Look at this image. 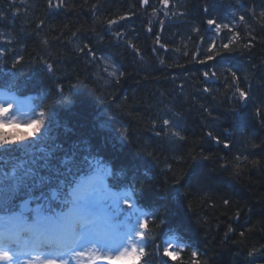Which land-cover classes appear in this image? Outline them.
Masks as SVG:
<instances>
[{
  "label": "trees",
  "instance_id": "1",
  "mask_svg": "<svg viewBox=\"0 0 264 264\" xmlns=\"http://www.w3.org/2000/svg\"><path fill=\"white\" fill-rule=\"evenodd\" d=\"M59 2L52 0L53 5ZM63 4L57 8L49 7V0H0L5 16L0 20V49L5 50L0 79H12L18 69L13 81L18 87H2L50 110L56 124L52 135L78 158L110 166L113 187L127 182L121 175L126 167L127 176L135 174L145 185L140 206L156 216L150 213L154 239H147L148 255L141 264H264V21L259 19L264 0H171L170 18L157 21L151 17L162 6L159 0H149L148 6L139 0ZM124 15L131 18L109 29V19ZM208 19L239 33L230 44L232 52L219 45L233 32L218 35ZM41 20L44 26L37 28ZM213 39L222 55L202 64L200 60L214 55L207 51ZM84 45L95 59L87 49L79 50ZM16 57L23 59L12 69ZM45 62L54 66L53 73L46 71ZM111 65L124 73L118 82L105 71H112ZM229 69L249 93L246 103H237L234 88L227 87L232 83ZM162 119L173 120L178 127L169 128L185 139L170 138L168 129L165 135ZM121 128L128 130L127 142L118 138ZM209 131L230 147L208 137ZM4 167L11 170V164ZM174 177H182L183 187ZM169 235L177 236V260L163 256ZM253 249L259 251L250 257ZM193 251L197 257L191 256Z\"/></svg>",
  "mask_w": 264,
  "mask_h": 264
},
{
  "label": "snow or ice",
  "instance_id": "2",
  "mask_svg": "<svg viewBox=\"0 0 264 264\" xmlns=\"http://www.w3.org/2000/svg\"><path fill=\"white\" fill-rule=\"evenodd\" d=\"M159 2L162 8H154V14L162 11L167 16L172 7L170 0ZM139 3L148 6L149 0H139ZM63 6V0L55 5L49 0V7ZM179 15L183 16V13ZM130 18L124 15L119 19H109L107 25L111 29L112 25ZM3 19L4 14L0 13V20ZM259 19L264 21V10L259 12ZM239 20L245 21V16L241 15ZM44 23L41 20L36 27L41 28ZM207 25L210 28L215 27L218 35L222 30L233 32L231 37H224L228 42L219 45L224 52H232L234 48L230 47V44L239 38V33L234 32L229 24H218L215 19H208ZM148 31H152L151 27ZM115 35L120 39L124 34L116 32ZM43 43L48 42L45 40ZM156 43L164 48L159 37ZM128 46L138 52L131 41H128ZM217 46V40H211L207 51L214 52V55H208L206 60L199 62L203 64L221 56V51H215ZM245 47H251V44H246ZM85 49L95 59V53L88 45L79 50L84 52ZM199 54L197 48L194 55ZM4 55L5 50L0 49V62H3ZM22 59L23 57L14 58L12 69H17ZM160 63L163 64L164 61L161 60ZM111 67L112 71L108 69L105 71L110 77H116L118 82L124 73L115 65ZM45 68L48 73L54 72L52 64L45 62ZM229 71L232 83L227 87L234 88L233 97L237 98V103H246L250 99L249 93L239 87L240 77L237 73L230 69ZM17 74L18 69L10 74L12 79L7 81L0 79V86L18 87L13 83ZM211 75L215 77L216 73L213 72ZM203 76L208 78L209 73L204 72ZM59 90L62 92V87ZM204 91L210 90L205 88ZM61 102L67 103L66 100ZM14 103L18 106L15 111ZM23 103L15 96L7 97L5 103H0V213H3L0 215V264H71L72 261L84 257H87V264H141L148 255L144 242L147 239H154L149 234L148 220L143 219L150 213L140 206V200L144 198L145 185L135 174L127 176L129 169L126 167L121 172L122 177H127V182L121 185L125 190L112 191L104 181V177L108 175L106 168L100 164L93 165L87 157L78 158L75 150L65 149L57 137L52 135L56 124L50 110H41L37 113L32 109V116L24 121L31 131H20L17 116ZM259 114L258 109L257 115ZM170 125L178 127L173 120L162 119L161 131L165 129L171 131ZM153 127H156V121H153ZM117 131L118 138L127 142V128ZM160 134V131L156 132L157 136ZM165 135H168L167 131ZM207 136L218 144L223 142L225 148L230 147L227 141H222L211 131ZM170 138L185 139L180 131H171ZM260 146L253 145L254 148ZM148 155L152 157L153 154ZM199 158L209 159L206 156ZM192 159L196 160L197 157ZM236 159L239 160L240 157ZM244 159L247 160V157ZM258 163L259 161H253V164ZM8 164H11V170L5 171L4 166ZM167 168L171 171V165H167ZM236 170H239V165H236ZM174 179L176 184L183 187L182 177ZM18 197L22 199V203L18 205L20 211L17 212L14 201ZM32 203H35V207L29 208ZM223 203L228 205L230 202L225 199ZM122 205H126L127 208L122 209ZM64 207L68 209L66 213L57 211ZM122 211L126 212L127 222L118 219ZM26 212L35 214V219L31 223L25 216ZM151 215L156 216V213L153 212ZM228 231L232 232L234 229L229 226ZM239 235L244 237L245 233L241 231ZM171 248V244L165 242L163 256L177 260L180 254ZM257 251L259 250L253 249L248 255L254 256ZM191 256L197 257L198 253L193 251ZM191 264L200 262L193 260Z\"/></svg>",
  "mask_w": 264,
  "mask_h": 264
},
{
  "label": "rangeland",
  "instance_id": "3",
  "mask_svg": "<svg viewBox=\"0 0 264 264\" xmlns=\"http://www.w3.org/2000/svg\"><path fill=\"white\" fill-rule=\"evenodd\" d=\"M170 3H171V0H170ZM162 8V6H161ZM160 8V9H161ZM160 16H163L162 18L164 20L170 18V12L167 16H165L163 14V12H158L157 14H154L152 17H151V21H157L159 19ZM161 18V17H160ZM6 98L5 96H0V103H5L6 101ZM17 105L14 103L13 104V111H15L17 109ZM32 107H30L29 105L23 103L22 106H20V109H19V114L17 116V120L19 122V129L20 131H31L30 128H28L25 124H24V121L28 118H30L32 116ZM37 113H39V111L35 110ZM15 211H20L18 210V206L16 207ZM3 213H0V215H2ZM29 217V216H28ZM30 218V217H29ZM22 259H26V258H22ZM87 263V257H84V258H79L77 260H74L71 262V264H86Z\"/></svg>",
  "mask_w": 264,
  "mask_h": 264
}]
</instances>
